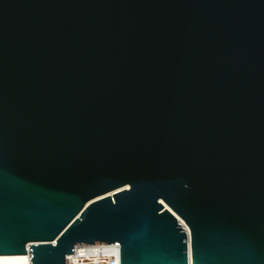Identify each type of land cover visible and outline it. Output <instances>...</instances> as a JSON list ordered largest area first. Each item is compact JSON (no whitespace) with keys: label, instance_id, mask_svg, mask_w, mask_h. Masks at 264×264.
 I'll return each instance as SVG.
<instances>
[{"label":"water","instance_id":"95a60500","mask_svg":"<svg viewBox=\"0 0 264 264\" xmlns=\"http://www.w3.org/2000/svg\"><path fill=\"white\" fill-rule=\"evenodd\" d=\"M76 243L264 264V0H0V254Z\"/></svg>","mask_w":264,"mask_h":264},{"label":"built area","instance_id":"2783aa9c","mask_svg":"<svg viewBox=\"0 0 264 264\" xmlns=\"http://www.w3.org/2000/svg\"><path fill=\"white\" fill-rule=\"evenodd\" d=\"M119 255V243H76L74 253L66 256V264H119Z\"/></svg>","mask_w":264,"mask_h":264},{"label":"bare ground","instance_id":"6f19581e","mask_svg":"<svg viewBox=\"0 0 264 264\" xmlns=\"http://www.w3.org/2000/svg\"><path fill=\"white\" fill-rule=\"evenodd\" d=\"M29 262L28 254H0V264H29Z\"/></svg>","mask_w":264,"mask_h":264}]
</instances>
